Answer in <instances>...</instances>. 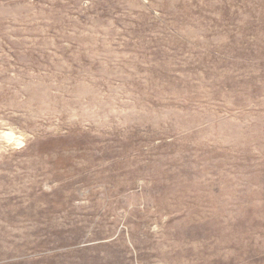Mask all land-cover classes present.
<instances>
[{"label":"rangeland","instance_id":"1","mask_svg":"<svg viewBox=\"0 0 264 264\" xmlns=\"http://www.w3.org/2000/svg\"><path fill=\"white\" fill-rule=\"evenodd\" d=\"M0 264H264V0H0Z\"/></svg>","mask_w":264,"mask_h":264}]
</instances>
